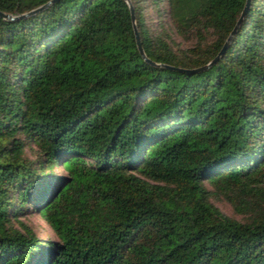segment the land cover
<instances>
[{"label": "trees", "instance_id": "obj_1", "mask_svg": "<svg viewBox=\"0 0 264 264\" xmlns=\"http://www.w3.org/2000/svg\"><path fill=\"white\" fill-rule=\"evenodd\" d=\"M131 2L155 65L126 0L0 17V264H264V0L193 73L247 0Z\"/></svg>", "mask_w": 264, "mask_h": 264}, {"label": "water", "instance_id": "obj_2", "mask_svg": "<svg viewBox=\"0 0 264 264\" xmlns=\"http://www.w3.org/2000/svg\"><path fill=\"white\" fill-rule=\"evenodd\" d=\"M55 0H50L48 1L47 3H45L44 5L40 6V7H37L36 9L28 12V13H25L21 16H14L10 13H5L3 11L0 10V17L3 18V19H6V20H15V19H19V18H22V17H26V16H29V15H32V14H35L43 9H45L46 7H48L51 3H53ZM126 2L128 3L129 7H130V11H131V17H132V21H133V27H134V31H135V36H136V41H137V46H138V49L141 53V55L147 60V62L155 65L156 63L151 61L144 49H143V46L141 44V41H140V36H139V32H138V28H137V24H136V16H135V11H134V8H133V5H132V2L131 0H126ZM249 4H250V0H247L246 2V6L240 16V18L238 19V22L235 26V28L233 29V31L231 32L230 36L228 37V39L226 40L224 46L222 47L221 51L217 54V56L212 59L209 63H207L206 65L204 66H201V67H197V68H193V69H185V68H175L173 66H168V65H163L165 67H168V68H171V69H177V70H180V71H185L187 73H193V72H199V71H202V70H205L209 67H211L213 64H215L219 59L220 57H222L224 55V53L226 52L227 48L229 47L236 31H237V28L239 27V25L241 24L244 16H245V13L249 7ZM160 65V64H159Z\"/></svg>", "mask_w": 264, "mask_h": 264}, {"label": "rangeland", "instance_id": "obj_3", "mask_svg": "<svg viewBox=\"0 0 264 264\" xmlns=\"http://www.w3.org/2000/svg\"><path fill=\"white\" fill-rule=\"evenodd\" d=\"M149 18L152 24L158 22V18H156L154 12L149 11ZM165 21L168 22L169 18L166 17ZM175 33V32H174ZM174 37L178 43L181 44L182 47H188L191 43L185 41L180 35L177 33L174 34ZM217 206L226 214L234 215L233 209L230 205L225 202H216ZM23 221L29 225L30 228L34 230L39 236L41 237H55L52 228L49 224L45 221L44 217L40 214L31 215L23 219Z\"/></svg>", "mask_w": 264, "mask_h": 264}]
</instances>
